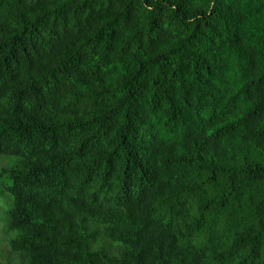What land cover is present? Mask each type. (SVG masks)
I'll use <instances>...</instances> for the list:
<instances>
[{"label": "trees", "instance_id": "trees-1", "mask_svg": "<svg viewBox=\"0 0 264 264\" xmlns=\"http://www.w3.org/2000/svg\"><path fill=\"white\" fill-rule=\"evenodd\" d=\"M2 157L23 264H264V0H0Z\"/></svg>", "mask_w": 264, "mask_h": 264}, {"label": "rangeland", "instance_id": "rangeland-1", "mask_svg": "<svg viewBox=\"0 0 264 264\" xmlns=\"http://www.w3.org/2000/svg\"><path fill=\"white\" fill-rule=\"evenodd\" d=\"M16 164V159L12 157H2L0 159V264H23V256L12 252L8 244L6 230L8 209L11 207V199L4 194L5 187L11 185L10 176L1 175L5 169H11Z\"/></svg>", "mask_w": 264, "mask_h": 264}]
</instances>
